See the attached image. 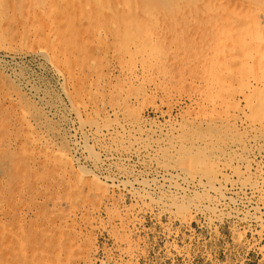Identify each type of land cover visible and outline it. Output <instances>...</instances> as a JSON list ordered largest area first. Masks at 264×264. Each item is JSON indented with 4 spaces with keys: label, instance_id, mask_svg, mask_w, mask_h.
Masks as SVG:
<instances>
[{
    "label": "rangeland",
    "instance_id": "rangeland-1",
    "mask_svg": "<svg viewBox=\"0 0 264 264\" xmlns=\"http://www.w3.org/2000/svg\"><path fill=\"white\" fill-rule=\"evenodd\" d=\"M17 2L10 13L11 0L0 2V264H264V0H97L108 13L89 10L93 19L71 24L87 56L84 101L100 107L95 120L139 129L137 138L91 142L103 169L75 151L81 136L58 76L34 56L13 58L26 21ZM38 2L41 12L52 0ZM116 13L128 21L126 41L111 35ZM27 82L54 112L42 110ZM7 88L23 95L34 131L11 120ZM202 128L211 137L203 157L187 161L221 167L216 185L229 200L192 195L216 210L187 213L193 199L127 188L175 166L173 133ZM77 162L117 183L79 180Z\"/></svg>",
    "mask_w": 264,
    "mask_h": 264
},
{
    "label": "bare ground",
    "instance_id": "bare-ground-1",
    "mask_svg": "<svg viewBox=\"0 0 264 264\" xmlns=\"http://www.w3.org/2000/svg\"><path fill=\"white\" fill-rule=\"evenodd\" d=\"M2 1L3 0H0V2H2ZM17 1L18 0H11L12 3L10 5L7 4V11L9 13L11 12V10L15 9L13 3L17 2ZM21 1L24 2L22 4V7H23V10L25 13V20L26 21L19 23V25L21 24V26H19V28H18L19 34H18L17 40H16V43L18 42L17 43L18 46L16 48L12 49L15 52V54H13V58L16 59L19 57L23 58V57H27V56H34L35 58L42 61L49 69H51L53 71V73H55L58 76V78L60 79V82H61L62 95L64 97V100L67 101V103L69 104V108H68V111L70 114L69 116H71L70 118H73L72 122L74 121L76 134L81 136L80 137L81 139L74 144L75 145L74 146L75 151L78 154H82L84 156L83 158H85V160L90 165H92L94 168L103 169L102 167L105 165L106 160H102L100 154L97 155V154H95L96 152L94 153L92 151V148L90 147L91 142H94L95 144L96 143L99 144V142H101L102 140L105 141L107 139H111V138L113 139V137L120 136V135H123V136L129 135L130 137L132 136L133 138H137L136 134H138V132H139V131H137V130H139L138 127L136 129V126H133L132 124L131 125H121V123H118V121H116L113 124L109 123V125H108V124H105L103 122H99V121L95 120V119H97L96 117L98 116V111H100V110H98L100 108L99 105L94 106L96 104V102H94L95 100L93 101L94 103L91 102L90 100L87 102L84 101V97L87 94V90L84 89L83 84L86 82V80L89 79V75L87 74V72L85 70L87 56H85V54L82 52V51H85V49L82 47L83 45L81 46L82 42H80V39H79V41H76L77 37H79V36H77L75 34H77L78 32H76L75 29H74V31L71 29V26H72L71 24L75 25V23H73V22H76V21L79 22L81 20V18L84 17V15H85L86 21L85 20H82V21H85L86 23H87V21H90V19H93V17H91V16L86 18V16L90 14L89 10H91L92 13H93V11H95L96 15H100L102 13L104 14V12H106V11H104L103 7L101 6V4L99 2H97V0H52V3L51 4L48 3V6L43 8L44 10L41 12H39L37 10V8L39 7V6H36V3H39L38 0H20V2ZM114 4H117V3L114 2ZM117 5H116V8L118 7ZM1 7L2 6L0 5V9H1ZM119 8L121 10V7H119ZM47 12L50 13V15L55 14L54 15L55 17H53V18H51L52 16L46 17L44 14ZM106 13H108V12H106ZM106 13H105V15H107ZM122 14H123V10H122ZM114 15L118 16V23L115 24L117 27H115L114 24H113L114 26L111 25L112 27L116 28L115 30H113V32H111V35L117 41H126L127 38L129 37L128 35L130 33L129 25L127 23L128 21L124 17L120 16V14L118 15V13H116ZM110 16H111V14H108V17L106 19L111 20V19H108ZM97 18H99V17H97ZM71 21H72V23H71ZM82 21H80V22L82 23ZM89 24H90V22H89ZM76 25H78V24H76ZM78 34H80V32ZM10 49H11V47H10ZM8 56H10V54H8ZM0 58H2V56H0ZM3 58H4V56H3ZM91 64H93V62ZM77 68L79 69L80 74L76 73ZM28 82H27V89L25 91H27L29 93V95L34 98V100L38 99L39 104H40L43 111H45L47 113V108H48L50 110V112H54V108H52V105L49 102H47L48 99H46L45 96H40L39 90L35 86L30 85V83H28ZM7 90L8 91L4 94L5 95L4 105H6L5 103H8L10 105L8 107L12 108V111L15 113L13 116L14 119H12V115H11V117H10L11 120H13L15 123L17 122L22 127L26 126L28 130L30 129L31 131H34V127H33L34 124L32 123V121L36 122V120H35V118L33 119L31 116L32 115L30 112L31 108L29 109L28 105L26 103L22 102L21 98L23 97V95L18 94L17 91H14L16 94H11L12 93V92H10L11 90L9 91V88H7ZM11 106H13L15 108H13ZM89 108L91 110H93V113H95V115H96L91 119H89V117L87 115ZM3 116H4V114H3ZM8 116H9V114H8ZM39 120H41V119H39ZM104 121H105V119H104ZM8 122H9V120H8ZM186 122H188V121H186ZM195 122H197V121H195ZM5 123H7V118L0 116V124H5ZM127 123L129 124V122H127ZM204 123H207V122H204ZM258 123H260V122L258 121ZM255 124H256V122H255ZM248 127H247V129H248ZM140 130H141V128H140ZM202 130H203V128L198 132H196V131L195 132L194 131H191V132L186 131L185 132L181 129L177 133H173V134L171 133L172 135H174L173 138L175 137L177 139V146H175V147L177 148L178 157L176 156L177 161H175L176 162L175 166H172V167L168 166V169L166 168L164 172H163V170H162V172L161 171L158 172L156 170L158 172L157 179H152V180L134 179V180L128 181L127 183L125 182V185L128 184L127 188H129L131 190L136 189L137 191H141V194L144 195L143 197H146L147 194H149L151 191H159V192L161 191V192L170 193L171 196L173 195L174 197L182 199V201L193 199V198H189V197L192 195L197 197L200 194H203L202 198H201L202 202L207 201L208 199L209 200L212 199V198H210V196H212V195L216 196L217 199L219 198L220 201H223V202H225L226 200H229V199H227V195H226V192H227L226 188L227 187H225V186L223 187V185L221 183L219 186H217L218 185L217 183L220 182L219 178H221V174H223V173H221V171H219L221 169V167L218 170L219 172L216 171V169L214 170V168H211V167H210V169L209 168L208 169H199L200 167L199 168L197 167L196 169H194L195 167L191 166L193 164V162L190 165V161H187L188 157H195V156L203 157V150L207 147L206 144L208 143L209 138H211V137H208L210 135L207 132V129L206 130L204 129L203 131ZM2 134H3V132H2ZM212 134L215 135V133H212ZM254 136H256V135H254ZM150 137H152V136H150ZM28 139H29L30 144H32V145L36 144V141H34L31 136L30 137L28 136ZM129 139H131V138H129ZM175 140H174V142H175ZM212 140H213V138H212ZM215 140L216 139H214V142H215ZM45 141L47 142V140H45ZM130 141H132V140H130ZM246 141H244V142H246ZM210 142H211V140H210ZM212 143H213V141H212ZM216 143H217V141H216ZM235 143H237V142H235ZM240 145H242V144H240ZM1 147H2V145H1ZM26 147L29 148V146H26ZM210 147L213 148V146H210ZM72 149H74V148H72ZM231 150H232V148H231ZM234 152H236V151H234ZM60 155L62 157H65L64 153L59 154V156ZM113 156L114 155L111 154V158ZM215 156H213V157H215ZM68 157H66V158L68 159ZM208 158H209V156H208ZM78 162H77V164L81 168V172L79 174L77 173L79 180L82 181L84 179L86 180L87 177H91V179L94 182H96V181L100 182L101 180H103L106 183H110V182L113 184L117 183L116 182L117 177L116 178L111 177L110 174L109 175H102L101 174L100 176H102V177H100L99 174H97L94 170L84 169L86 167L82 168V166H81L82 164L78 163ZM71 163H73V165H71V167L73 168V166L75 165L74 164L75 163L74 157L71 160ZM165 163H168V162H165ZM194 164H196V163H194ZM203 165L201 164V166H203ZM214 167H215V165H214ZM201 168H203V167H201ZM81 184H82V182H81ZM196 199H198V198H196ZM196 199H193L194 201L191 202L190 205H188L189 209H188V211H186L187 213L189 211H190V213L201 212L203 210L202 208H204V206L206 209H208L210 211L216 210L215 208H211L208 205L206 206L204 203H201L200 201L197 202ZM208 203H211V202L209 201ZM178 206H179V204H178Z\"/></svg>",
    "mask_w": 264,
    "mask_h": 264
}]
</instances>
